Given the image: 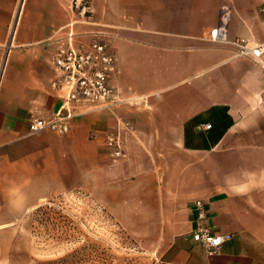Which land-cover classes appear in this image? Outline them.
I'll list each match as a JSON object with an SVG mask.
<instances>
[{"label":"crops","instance_id":"1","mask_svg":"<svg viewBox=\"0 0 264 264\" xmlns=\"http://www.w3.org/2000/svg\"><path fill=\"white\" fill-rule=\"evenodd\" d=\"M225 2L228 38L264 42V0H91L90 22L72 0H0V224L86 188L116 220L156 228L168 264H264V68L210 39ZM70 30L76 42L105 32L125 102L31 134L30 115L61 104L51 59ZM119 118L130 130L113 160ZM196 200L212 232L232 234L216 254L191 237Z\"/></svg>","mask_w":264,"mask_h":264},{"label":"rangeland","instance_id":"2","mask_svg":"<svg viewBox=\"0 0 264 264\" xmlns=\"http://www.w3.org/2000/svg\"><path fill=\"white\" fill-rule=\"evenodd\" d=\"M7 221L0 224V264H168V242L152 238L156 228L116 220L86 188L50 196Z\"/></svg>","mask_w":264,"mask_h":264},{"label":"built area","instance_id":"3","mask_svg":"<svg viewBox=\"0 0 264 264\" xmlns=\"http://www.w3.org/2000/svg\"><path fill=\"white\" fill-rule=\"evenodd\" d=\"M91 0H72L73 11L85 22L91 21ZM232 19V8L225 2L220 5L219 20L210 32L214 42L229 43L234 48L235 56H249L264 68V42L252 43L242 37L228 38V28ZM105 32H92L87 41H74L73 32L67 33L68 41L59 45L51 62L55 76L50 81V89L61 100V104L48 118L31 114L28 119V132L53 130L66 133L69 122L75 116L87 111L112 110L125 101L114 92L110 83L115 69L116 57L112 47L104 39ZM205 127H210L208 124ZM130 130L129 122L118 119L115 128L105 139L106 147L113 160L125 156L122 132ZM196 226L191 232L192 239L199 243L204 251L213 255L231 240L230 233H214L206 225V214L201 200L195 201Z\"/></svg>","mask_w":264,"mask_h":264},{"label":"trees","instance_id":"4","mask_svg":"<svg viewBox=\"0 0 264 264\" xmlns=\"http://www.w3.org/2000/svg\"><path fill=\"white\" fill-rule=\"evenodd\" d=\"M38 264H58L56 261H48V262H42Z\"/></svg>","mask_w":264,"mask_h":264}]
</instances>
